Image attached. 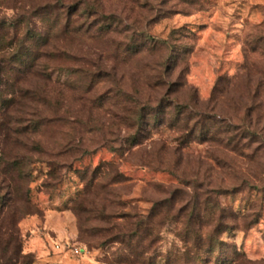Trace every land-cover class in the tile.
<instances>
[{"label":"rangeland","instance_id":"rangeland-1","mask_svg":"<svg viewBox=\"0 0 264 264\" xmlns=\"http://www.w3.org/2000/svg\"><path fill=\"white\" fill-rule=\"evenodd\" d=\"M58 1L0 0V26L48 36L50 66L21 79L36 98L0 125V154L27 171L0 177V264H264V0H62L94 6L68 28L33 12ZM163 97L215 114L235 140L179 147L150 116L131 146L136 107ZM164 199L198 218L174 219ZM125 213L153 214L142 238Z\"/></svg>","mask_w":264,"mask_h":264},{"label":"trees","instance_id":"trees-1","mask_svg":"<svg viewBox=\"0 0 264 264\" xmlns=\"http://www.w3.org/2000/svg\"><path fill=\"white\" fill-rule=\"evenodd\" d=\"M94 1L96 2V0ZM81 5L82 8L78 11V14L77 10L79 8L76 10L74 5L65 4L62 0H59L57 4L52 3L39 7L33 12L34 14H37L39 9H54V11L56 10L57 16L65 21L66 27L68 28L71 21L76 16L81 20L80 17L86 16L87 12L91 13L94 11V6L91 5V3ZM25 21L26 20L23 19V24ZM25 26L22 39H19L16 35L14 36V34L11 33L9 30L11 24L2 23L0 26V125L2 128H6L8 123H10L12 116L10 110L15 105L17 99L36 98V91L30 87L22 85L20 82L21 79L26 74L32 72H36L39 76L46 78L48 70L50 69L49 65H39V61L44 56L47 57V50L45 47L49 42L48 36L35 32L36 30L32 28L31 23L28 21ZM103 28L104 27L101 26L99 30L103 31ZM41 46L43 47L41 48ZM18 60L20 65L17 64ZM21 60L23 61L21 62ZM166 73L162 74L164 82L166 81ZM171 88L172 85L169 90H171ZM134 112V121L137 122L138 130L129 137L131 146L140 144L144 137L146 138L149 136L148 132L152 130L150 126V116L155 117L159 126L166 123L168 129L175 128L178 133L176 139L179 142V147L188 146L189 141L191 142L195 139L205 143L208 141L223 140V138H220L221 136L228 139L230 142L234 141L236 138L233 135L231 136V130L229 127H224V124L222 125L217 122V116L215 114L210 113L204 108L191 107L185 103H176L166 97H163L156 106L146 104L137 106ZM106 164L110 166V172L112 171L114 176V179L112 180H114V182L118 183L126 178V175L122 173L117 166L115 167V162H106ZM24 165L25 161L23 159H14L12 162H9L4 158L3 154H0V177L2 181H8L12 186L15 181L14 174L22 177L27 174ZM156 204H159L158 207L166 206V211L168 213L169 211L175 210L174 202H170L169 199H164ZM190 207V202L178 207L175 210L174 219L181 221L185 217L184 221L188 225L195 222L198 218L197 208ZM188 209L192 210L189 211ZM158 211L157 215L163 213L164 208L161 210L158 209ZM152 216V213H149L147 216H139L137 213L134 215L125 213L121 217L127 219L132 218L134 220L132 225L135 227V234L142 238V235H144L147 230L148 223L152 220ZM103 219L109 222L112 219L114 220V215L106 213ZM216 240L218 243L222 242L218 239ZM214 251L213 245H210L208 251L206 250L203 253L208 255L212 254ZM15 258L16 257L13 256V254H10L8 260L9 262H12ZM204 260L207 262L209 258L206 257Z\"/></svg>","mask_w":264,"mask_h":264},{"label":"built area","instance_id":"built-area-1","mask_svg":"<svg viewBox=\"0 0 264 264\" xmlns=\"http://www.w3.org/2000/svg\"><path fill=\"white\" fill-rule=\"evenodd\" d=\"M65 246L70 248V243H67ZM76 251L79 252V249L76 248Z\"/></svg>","mask_w":264,"mask_h":264}]
</instances>
